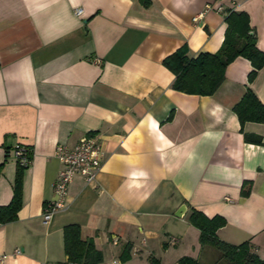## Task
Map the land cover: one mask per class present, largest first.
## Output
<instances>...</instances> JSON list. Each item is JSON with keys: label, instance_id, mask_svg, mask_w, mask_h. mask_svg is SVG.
<instances>
[{"label": "crops", "instance_id": "1", "mask_svg": "<svg viewBox=\"0 0 264 264\" xmlns=\"http://www.w3.org/2000/svg\"><path fill=\"white\" fill-rule=\"evenodd\" d=\"M229 10L248 14L264 52V0H0V207L18 177L21 195L17 219L0 224V264L66 263L70 225L94 241L101 264L211 263L193 210L226 219L221 241L264 252V124L242 128L233 110L248 88L264 104V68L249 83L252 65L237 58L214 95L197 96L175 91L163 64L181 49L216 53ZM88 136L104 150L97 179L76 177L45 222L62 168L56 147Z\"/></svg>", "mask_w": 264, "mask_h": 264}, {"label": "trees", "instance_id": "2", "mask_svg": "<svg viewBox=\"0 0 264 264\" xmlns=\"http://www.w3.org/2000/svg\"><path fill=\"white\" fill-rule=\"evenodd\" d=\"M225 22L227 24L225 39L216 53H201L196 58H189L186 49H181L164 60V66L175 76L173 84L175 91L197 96L214 95L225 80L227 67L240 57L247 59L252 65V71L248 75L249 83H252L258 72L264 68V52L257 47V37L250 25L248 14L229 10ZM233 110L242 128L248 122L264 124V104L250 88ZM255 142L260 144L261 140L257 139ZM28 153L31 156V153ZM250 192L251 183L246 182L243 185V196H249ZM20 209V178L18 177L13 201L6 207H0V224L14 222ZM189 222L200 231L201 246L211 247L220 253L223 263L216 264H264V260L258 256L249 242L234 246L217 237L218 230L227 224L224 217L217 215L209 218L204 213L193 210L189 215ZM64 251L67 257V262L64 264L103 262V254L96 249L91 238L83 236L82 228L78 225L65 227ZM179 264L200 263L195 259L184 257L180 259Z\"/></svg>", "mask_w": 264, "mask_h": 264}, {"label": "built area", "instance_id": "3", "mask_svg": "<svg viewBox=\"0 0 264 264\" xmlns=\"http://www.w3.org/2000/svg\"><path fill=\"white\" fill-rule=\"evenodd\" d=\"M209 10H211V6L207 5L205 12ZM221 10V8L218 9L219 12ZM204 13L199 15V17H203ZM75 14L76 16H81L83 10L77 9ZM199 17L195 18V20H198ZM28 152L26 148L20 146L16 147L14 151V156L24 168L29 167L32 162V155L30 156ZM55 156L62 168L54 185V200L44 208L45 222L50 221L56 212L66 207L69 187L76 177L84 178L89 184L95 183L102 168L104 150L98 138L88 136L81 139L73 148L58 145ZM177 242L178 238H170L171 244ZM16 253L19 254L21 251L17 250Z\"/></svg>", "mask_w": 264, "mask_h": 264}, {"label": "rangeland", "instance_id": "4", "mask_svg": "<svg viewBox=\"0 0 264 264\" xmlns=\"http://www.w3.org/2000/svg\"><path fill=\"white\" fill-rule=\"evenodd\" d=\"M213 251H214V253H216V255L213 256L214 261H211V263H210V261H207L205 259H202L201 260V264H216V263H221L223 261L220 253L217 250H215V249H213ZM263 255H264V252H262V251L260 252V255L258 254V256L260 258H262L261 256H263Z\"/></svg>", "mask_w": 264, "mask_h": 264}, {"label": "water", "instance_id": "5", "mask_svg": "<svg viewBox=\"0 0 264 264\" xmlns=\"http://www.w3.org/2000/svg\"><path fill=\"white\" fill-rule=\"evenodd\" d=\"M185 212H186V206H182L179 209V211H178V213L176 215L179 216V217H181V216H183V214H185Z\"/></svg>", "mask_w": 264, "mask_h": 264}]
</instances>
